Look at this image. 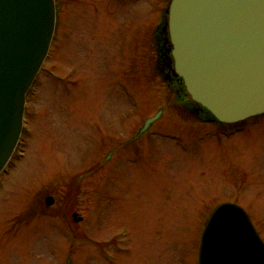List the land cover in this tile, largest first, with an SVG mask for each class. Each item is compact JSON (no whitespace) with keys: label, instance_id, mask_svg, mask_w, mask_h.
<instances>
[{"label":"rangeland","instance_id":"rangeland-1","mask_svg":"<svg viewBox=\"0 0 264 264\" xmlns=\"http://www.w3.org/2000/svg\"><path fill=\"white\" fill-rule=\"evenodd\" d=\"M169 1L55 0L0 174V264H197L223 202L240 205L264 241V115L216 128L175 111L151 43ZM154 115L136 157L120 158L134 156L123 142ZM170 122L176 136L154 135Z\"/></svg>","mask_w":264,"mask_h":264},{"label":"water","instance_id":"water-1","mask_svg":"<svg viewBox=\"0 0 264 264\" xmlns=\"http://www.w3.org/2000/svg\"><path fill=\"white\" fill-rule=\"evenodd\" d=\"M55 19L54 0H0V172L19 139L25 94ZM167 25L175 73L196 106L225 123L264 114V0H171ZM198 264H264V242L241 206L211 212Z\"/></svg>","mask_w":264,"mask_h":264},{"label":"flooded vegetation","instance_id":"flooded-vegetation-1","mask_svg":"<svg viewBox=\"0 0 264 264\" xmlns=\"http://www.w3.org/2000/svg\"><path fill=\"white\" fill-rule=\"evenodd\" d=\"M166 17V20H165ZM155 22L152 31V46L154 48V74L161 76L164 84L172 91L173 99L172 101L176 102V112L185 114L188 117L194 119V122H199L201 124H207L215 126L216 128L224 127V124L217 121L214 116L203 106H196L194 101L190 98L189 94L186 91L182 78L175 73L174 70V61L172 58L171 50L172 44L169 38L168 29H167V13H164L161 17L156 15ZM169 124L174 125L172 122ZM181 128L174 125L172 126H162L154 128V135H174L175 132H179ZM132 131V130H131ZM130 131V133H131ZM139 130H136L134 133L130 134L128 138L125 139L123 144H133V154L134 156H120V158L127 157L132 159L136 157L137 153V140L139 138ZM121 146V145H120ZM118 146V147H120ZM117 148L110 150L107 156H104L103 162H110L112 159V154ZM118 157V156H115ZM77 214H72V219L78 218Z\"/></svg>","mask_w":264,"mask_h":264}]
</instances>
